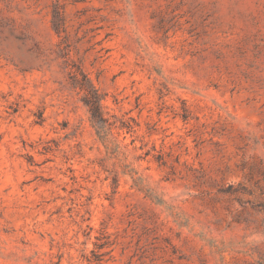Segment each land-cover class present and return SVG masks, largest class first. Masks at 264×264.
Segmentation results:
<instances>
[{
  "label": "rangeland",
  "instance_id": "374dc122",
  "mask_svg": "<svg viewBox=\"0 0 264 264\" xmlns=\"http://www.w3.org/2000/svg\"><path fill=\"white\" fill-rule=\"evenodd\" d=\"M0 264H264V0H0Z\"/></svg>",
  "mask_w": 264,
  "mask_h": 264
},
{
  "label": "trees",
  "instance_id": "16d2710c",
  "mask_svg": "<svg viewBox=\"0 0 264 264\" xmlns=\"http://www.w3.org/2000/svg\"><path fill=\"white\" fill-rule=\"evenodd\" d=\"M85 78V76L83 75ZM86 86V87H85ZM82 89H85L86 92L82 97L84 104L88 107L90 114L94 118H101V110H100V94L97 89L92 86V84L85 78V85H81Z\"/></svg>",
  "mask_w": 264,
  "mask_h": 264
}]
</instances>
